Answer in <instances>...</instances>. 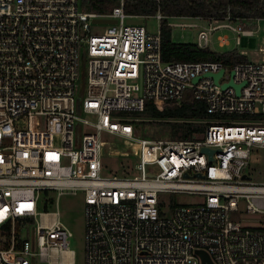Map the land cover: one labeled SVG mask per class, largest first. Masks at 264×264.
<instances>
[{
    "label": "built area",
    "instance_id": "obj_1",
    "mask_svg": "<svg viewBox=\"0 0 264 264\" xmlns=\"http://www.w3.org/2000/svg\"><path fill=\"white\" fill-rule=\"evenodd\" d=\"M116 2L98 15L79 0H0V264H73L70 233L45 208L49 194L56 207L60 195L75 192L83 198V264H201L196 251L210 264H264V177L254 169L264 165V54L230 67L163 63L158 26L146 33V17ZM203 21L200 48L218 29L234 33L236 46L253 35L229 15ZM218 21L227 24L211 25ZM216 43L228 45L225 36ZM220 70L216 83L205 77ZM228 82L243 83L238 95L221 89ZM186 97L209 117L189 121L203 125L189 140L138 138L139 119L116 116ZM76 124L85 129L78 149ZM104 159L132 160L136 174L103 175ZM164 194L199 201L164 205ZM240 203L248 219L232 221Z\"/></svg>",
    "mask_w": 264,
    "mask_h": 264
},
{
    "label": "trees",
    "instance_id": "obj_2",
    "mask_svg": "<svg viewBox=\"0 0 264 264\" xmlns=\"http://www.w3.org/2000/svg\"><path fill=\"white\" fill-rule=\"evenodd\" d=\"M82 10L98 15L107 14L117 6L116 0H79ZM123 12L127 15L152 17L159 12L160 59L163 63L218 62L224 67L246 63L245 56L236 50L215 52L194 43H174L170 39V18L222 20L226 15L237 20H264V0H123ZM140 116L151 120L149 124H167L169 139L189 140L202 132L203 125L189 121L208 119L203 104L186 97L179 103L165 102L160 109L145 103ZM173 121L163 123V121ZM188 121V122H186Z\"/></svg>",
    "mask_w": 264,
    "mask_h": 264
},
{
    "label": "rangeland",
    "instance_id": "obj_3",
    "mask_svg": "<svg viewBox=\"0 0 264 264\" xmlns=\"http://www.w3.org/2000/svg\"><path fill=\"white\" fill-rule=\"evenodd\" d=\"M208 22V21H207ZM241 24L240 27L243 30L253 32L251 37H238L239 43L236 46L234 44V37L236 36L228 29H218L213 32L211 42H209L207 47L215 52H226L232 49H237L238 51H244L247 53V61H259L264 54V20L257 21H237ZM237 22H230L229 25L236 29ZM168 24L174 25L170 27V39L174 43H194L196 44V34L198 31L206 27L207 23L201 19L196 20L192 18H170ZM195 25L194 27H187L186 25ZM227 24L223 21H218L217 23H211L214 25ZM142 25L148 34H154L157 31L158 23L153 17H146L142 19ZM183 25V26H181ZM103 28V27H101ZM225 36L229 47L218 48L216 43V37ZM262 49L263 52L258 50ZM81 67L79 72V91L75 97V110L79 113V103L84 93V81H85V59L82 56ZM118 117H135L138 121L133 124L136 130V136L138 138L149 139V140H159V139H169L170 128L167 124L156 125L149 124L151 120L140 116V114L134 113H117ZM250 120V117L245 118ZM173 122L163 121V123ZM85 133V129L81 125L76 124L73 128V141L74 148L78 149L79 142L82 134ZM104 141L117 142L116 139L112 137H107L102 139ZM128 143L124 141L122 144H118L113 152V155L117 156L120 154L123 148H126ZM103 175H113V174H127L132 170L133 161L127 159H113V160H103ZM123 169V170H122ZM254 169L259 173L260 177L258 180H263L264 177V165H259L254 167ZM116 174V175H117ZM136 173L132 171L128 176H133ZM121 176V175H119ZM51 197V202L45 208L47 212H57L58 222L60 225L70 233V237L67 240V249L73 253V264H83V198L81 192H75L74 194L66 193L62 194L57 198V205L55 207V193L49 194ZM159 200L162 201L164 205L167 204H191L199 201L196 197L189 196H171V195H160ZM240 212L238 214L230 215L232 221H238L239 219L246 220L248 217L243 213V203H240ZM166 210V209H164ZM37 211L41 212L42 209L38 206ZM165 215L167 213H164ZM34 264H41L36 261Z\"/></svg>",
    "mask_w": 264,
    "mask_h": 264
},
{
    "label": "water",
    "instance_id": "obj_4",
    "mask_svg": "<svg viewBox=\"0 0 264 264\" xmlns=\"http://www.w3.org/2000/svg\"><path fill=\"white\" fill-rule=\"evenodd\" d=\"M94 23H99V24H113V21H110V20H94L93 21ZM137 23H139V21H136ZM222 74V70H220L217 74L215 75H205V77H210L214 83H216L217 79L220 77V75ZM198 79L195 78L193 80V83H195ZM243 85L240 84V85H233L231 82H228L227 84H224L221 86V89H225L227 87H232L233 90H234V93L235 95H238V92H239V88ZM193 138V137H192ZM202 152L204 153H207V154H210L211 151H208V150H205L203 149ZM242 178H245V177H242ZM196 254L199 256L200 260H201V264H210L207 256L203 253V252H200V251H196Z\"/></svg>",
    "mask_w": 264,
    "mask_h": 264
},
{
    "label": "crops",
    "instance_id": "obj_5",
    "mask_svg": "<svg viewBox=\"0 0 264 264\" xmlns=\"http://www.w3.org/2000/svg\"><path fill=\"white\" fill-rule=\"evenodd\" d=\"M199 20V19H196ZM203 21V20H202ZM218 47V46H217ZM225 47H229V45L226 46H222V47H218V48H225ZM232 50H236L240 55L245 56V58L247 59V53H245L244 51H238L237 49H232Z\"/></svg>",
    "mask_w": 264,
    "mask_h": 264
}]
</instances>
